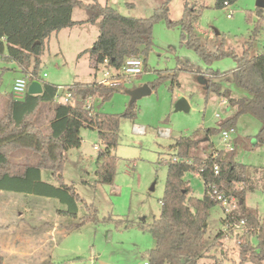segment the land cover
<instances>
[{"label":"rangeland","instance_id":"rangeland-1","mask_svg":"<svg viewBox=\"0 0 264 264\" xmlns=\"http://www.w3.org/2000/svg\"><path fill=\"white\" fill-rule=\"evenodd\" d=\"M80 1L108 5L122 16L137 19L149 18L163 4L162 0ZM215 4L216 0H170L169 21L179 22L188 5L195 10L197 20L194 36L207 50H232L241 56L249 49L250 57L263 53L264 18L260 21L258 17L256 0H237L223 8ZM84 15L82 9L75 8L74 19L79 20ZM262 15L264 17V8ZM81 30H89L86 36L97 40L99 21L73 31L65 28L52 34L43 45L38 74L42 82L59 87L60 94L73 83L102 80L104 68L93 69L89 54L77 52L73 38L84 36ZM181 34L177 25L168 27L165 21L157 22L142 74L120 79L122 86L110 99L104 102L96 99V112L119 117V141L113 151L115 176L110 185L95 184L96 159L103 148L96 129H81V146L67 152L62 171L64 184L73 187L81 198L78 218L60 216L58 211L66 207L56 199L0 191V212L7 219L6 227H1L0 221V259H5L0 260V264H140L143 254L154 247L153 237L137 226L152 224L159 218L167 166L175 155L174 142L196 130L216 127L235 112L225 99L207 91L209 80L230 90L232 97L247 96L234 87L228 77L210 75L209 71L229 73L235 68L234 59L223 58L207 65L193 49L186 47ZM175 72L178 85L172 88L174 80L170 75ZM18 74L13 62L0 57V116L4 113L5 96L11 94ZM145 85L151 93L135 101L130 109L126 91ZM181 98L187 102V111H175V104ZM54 106V103H42L34 119V124L44 132L53 118ZM129 111L133 114L125 116ZM134 127L144 128L145 133H135ZM260 128L261 123L249 115L239 118L231 135V140L240 139L234 153L237 163L264 167V146L254 145ZM164 131H169L170 136H161ZM212 148L224 150L220 135L201 139L193 152L199 156L202 149L210 153ZM11 158L27 164L37 160L34 153L22 150L13 153ZM256 175L258 178L259 174ZM183 179L193 197H203L205 188L199 175L187 172ZM41 181L58 186L48 170L41 171ZM85 204L93 208L95 214L87 211ZM245 206L264 224L263 187L246 192ZM224 209L216 204L209 210L204 239L208 244L221 232L226 236L200 258L198 264L239 263L237 240L245 232L227 231L222 222ZM89 214L95 215L94 221L76 227L79 219ZM251 242H255L253 238Z\"/></svg>","mask_w":264,"mask_h":264},{"label":"trees","instance_id":"trees-1","mask_svg":"<svg viewBox=\"0 0 264 264\" xmlns=\"http://www.w3.org/2000/svg\"><path fill=\"white\" fill-rule=\"evenodd\" d=\"M149 18H132L119 14L108 5L98 2L91 4L80 0H0V57L15 63L23 76L30 81H39L43 86L41 95L28 93L23 100H15L12 94L6 95L5 109L0 116V191L36 195L58 200L65 210H59L60 216L78 218V203L81 198L73 187L63 182L62 171L66 154L79 149L82 143L80 131L83 128L96 129L103 148L96 159L95 184L110 185L115 176L116 158L113 151L119 141V117L100 112L90 114L84 109L88 97L104 102L121 88H110L91 83H73L67 89L73 99L67 104H55L53 99L59 87L42 82L38 74L40 55L44 42L62 29L76 23L71 20L74 8L86 12L84 23L94 24L99 21V36L88 53L97 68L107 60L108 67L119 70L127 58L135 57L146 63V58L153 45L152 31L159 21H165L168 27L177 25L186 47L193 49L207 64L223 58L234 59L235 68L229 73L210 72L216 77H228L234 87L243 90L247 96L232 97L230 90L223 89L218 82L209 80L207 91L225 99L235 112L225 121L213 128L196 130L190 135L181 136L173 144L174 161L167 166L164 195L161 201L160 215L152 224H138V229L148 232L154 239V247L145 253L150 264H198L209 250L226 235L218 234L211 243H206V222L209 210L216 204L208 194L209 185H214L220 192L237 199V209L233 211V222L244 221V234L237 240L238 264H264V224L255 212L245 206L247 191L264 188V168H255L239 164L232 151L212 148L210 153L195 155L200 140L220 135L223 130L235 129L242 115H249L261 123V128L254 137L255 146H264V52L250 57L249 49L241 56L232 50H207L194 36L196 23L195 10L185 6L182 19L169 21L170 0H162ZM237 0H216V7L235 4ZM258 17L263 20L262 9H257ZM173 78L172 88L177 84ZM178 85V84H177ZM42 103H54L53 118L47 132L34 124V119ZM133 104L130 106L132 109ZM129 111L125 116H131ZM35 154L34 164L14 161L11 155L16 151ZM217 166L218 175L213 168ZM199 169L202 172L199 173ZM51 172L58 186L41 181V171ZM187 172L200 176L204 184V195L195 198L183 177ZM262 173L260 180L251 176ZM255 180V181H254ZM87 211L95 210L85 204ZM91 208V209H90ZM95 215H84L76 227L94 221ZM229 218V217H228ZM227 219H223L225 225ZM254 239V243L251 239ZM216 264H219L216 262Z\"/></svg>","mask_w":264,"mask_h":264},{"label":"built area","instance_id":"built-area-1","mask_svg":"<svg viewBox=\"0 0 264 264\" xmlns=\"http://www.w3.org/2000/svg\"><path fill=\"white\" fill-rule=\"evenodd\" d=\"M98 67H103L104 69L102 71V80L96 83L110 88L118 87L121 84L120 79L123 78L129 79L132 77H138L143 72L142 60L135 57L127 58L124 61L123 66L119 70L108 67L107 60H104L103 63ZM30 83L31 81L29 76H21L16 78L12 83L11 94L13 98L15 100H23L27 94L28 86L30 85ZM72 99L73 96L67 89L62 94L57 92L53 99V102L55 104H67L71 102ZM95 101L96 99L94 97H88L84 101V109L88 111L90 114H93L95 112ZM216 118H218V115H216ZM134 132L137 134H144L145 129L141 127H134ZM234 132L235 129H226L220 133V138L224 144V150L226 151H232L233 149L231 145V135L234 134ZM160 135L163 137H169L170 132L164 131L161 132ZM174 160L175 158H172V161ZM213 171H214V175H218L219 169L217 166H214ZM198 172L201 173L202 169H199ZM208 194L211 200L225 207L224 213L227 221L224 226L226 227L227 231L230 233H232L236 229L243 231L244 221H240L239 223H232L233 222L232 213L237 209V199L234 196H227L223 192H220L217 189V187L214 185H209ZM140 264H150V263L148 260H145Z\"/></svg>","mask_w":264,"mask_h":264},{"label":"crops","instance_id":"crops-1","mask_svg":"<svg viewBox=\"0 0 264 264\" xmlns=\"http://www.w3.org/2000/svg\"><path fill=\"white\" fill-rule=\"evenodd\" d=\"M74 10H75V8L73 9V11H72V20H73V22H76V23H78V22H80L79 24H76V25H74V26H72V27H69L68 29H70L71 31H73L74 29H76V27H79V26H87V25H90L89 23H84L85 21H86V19H87V15H86V12L84 11V13H85V15L81 18V19H79V20H76V19H74L73 18V16H74ZM98 22V21H97ZM96 22V23H97ZM96 23H94V24H91V25H96ZM63 30V29H62ZM88 31L89 30H81V34H83L84 36H75L73 39L74 40H76L74 43H75V47L77 48V52H80V53H84V52H86V51H88L89 49H91L92 48V46H93V44L95 43V41H96V39H89L88 38V36L89 35H87L86 36V34L88 33ZM59 33V32H58ZM58 33H54V34H58ZM89 33H90V31H89ZM68 34H69V36L71 35L69 32H68ZM96 38V37H95ZM15 64V63H14ZM92 67H93V69H95V70H98V67L97 68H95L94 67V63L91 61V64H90ZM222 74H225V73H222ZM21 76H23L20 72H19V74H18V77H21ZM45 76V75H44ZM17 77V78H18ZM79 83H81V82H79ZM88 83H91V82H88ZM6 97V96H5ZM6 99V98H5ZM239 142H240V139L239 138H233L232 140H231V145H232V147H233V149H236V147L238 146V144H239ZM255 145V144H254ZM236 151V150H235ZM252 167V166H251ZM256 168V167H255ZM259 169L260 168H264V167H258ZM257 174H259V176H258V178H257V175L255 174V175H253V176H251L253 179L255 178V176H256V178L255 179H259L260 180V177H261V175H262V173L260 174V173H257ZM255 181V180H254ZM258 185L260 186V183H258ZM258 186V187H259ZM257 187V188H258ZM0 221H1V227H6L7 226V219H6V217H4V215H3V213L2 212H0ZM4 223V224H3ZM0 248H1V245H0ZM146 253V252H145ZM16 255V254H15ZM144 255V257H141L142 259H139L140 260V262L142 263L143 261H145L146 260V258H145V254H143ZM0 257H2V256H0ZM1 261H4L5 259L4 258H1L0 259ZM110 264V263H109Z\"/></svg>","mask_w":264,"mask_h":264},{"label":"water","instance_id":"water-1","mask_svg":"<svg viewBox=\"0 0 264 264\" xmlns=\"http://www.w3.org/2000/svg\"><path fill=\"white\" fill-rule=\"evenodd\" d=\"M256 7L257 9H263L264 0H256ZM42 92H43V86L39 81H33L28 86L27 93L31 96L41 95ZM150 93L151 90L146 85L126 91V94L130 97L129 105L131 106L135 101L141 99L146 95H149ZM187 110H188V105L186 100L184 98L179 99L175 104V111H187ZM100 264H106V263H100Z\"/></svg>","mask_w":264,"mask_h":264}]
</instances>
